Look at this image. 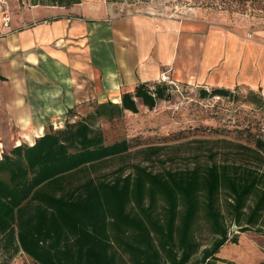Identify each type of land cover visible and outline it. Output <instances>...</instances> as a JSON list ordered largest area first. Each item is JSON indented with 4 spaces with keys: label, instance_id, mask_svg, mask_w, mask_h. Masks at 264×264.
<instances>
[{
    "label": "trees",
    "instance_id": "obj_1",
    "mask_svg": "<svg viewBox=\"0 0 264 264\" xmlns=\"http://www.w3.org/2000/svg\"><path fill=\"white\" fill-rule=\"evenodd\" d=\"M29 1L64 8L82 3ZM176 89L164 82L141 83L132 91L123 90L120 103H84L75 108L87 104L85 116L66 121L64 127L48 126L32 145L22 143L4 152L0 158L4 252L13 257L23 252L35 264H217L223 246L239 243L225 222L223 201L241 233L262 234V136L246 142L223 140L228 154L221 162L212 158L207 164L158 173L138 163L119 167L113 179L99 175L133 149L126 139L109 143L100 122L138 114L140 105L153 110ZM201 95L229 97L231 92L203 88ZM167 147L146 146L136 153L152 161ZM202 215L215 238L205 248L197 236Z\"/></svg>",
    "mask_w": 264,
    "mask_h": 264
},
{
    "label": "crops",
    "instance_id": "obj_2",
    "mask_svg": "<svg viewBox=\"0 0 264 264\" xmlns=\"http://www.w3.org/2000/svg\"><path fill=\"white\" fill-rule=\"evenodd\" d=\"M10 4L0 10V158L43 136L47 116L113 95L121 102L123 88L158 83L168 70L181 85L264 89V29H229L214 18L101 19L109 8L84 0L70 8ZM11 10L23 15L14 20ZM37 10L50 15L26 19ZM232 246L217 264H229Z\"/></svg>",
    "mask_w": 264,
    "mask_h": 264
},
{
    "label": "rangeland",
    "instance_id": "obj_3",
    "mask_svg": "<svg viewBox=\"0 0 264 264\" xmlns=\"http://www.w3.org/2000/svg\"><path fill=\"white\" fill-rule=\"evenodd\" d=\"M11 1L4 4L0 0V10L9 11ZM91 4H100L109 8L110 14L101 19H116L144 15L152 18H165L177 21L214 18L219 24L229 29L253 31L264 29V0H84ZM20 7H30L29 0H20ZM15 20L22 16L20 11L11 10ZM45 10L28 12L26 19L46 17ZM9 15L6 14L5 17ZM10 18V16H9ZM88 19L97 20L93 16ZM42 19V18H41ZM34 20V19H33ZM169 71V70H168ZM170 72V71H169ZM170 74V73H169ZM163 75V74H162ZM171 76V75H170ZM162 81V76L161 80ZM170 93L166 100L158 101L155 109L150 110L140 105L138 114L127 113L112 122L101 121L100 126L109 143L126 139L132 143V153L125 159L107 164L99 175L114 178V172L121 166L141 163L153 172L164 170H183L192 168L197 163L221 162L228 154L223 140L246 142L254 136L264 138V99L259 89L230 90L229 97L209 96L203 98V88L196 85H181ZM123 90H127L123 88ZM122 90V91H123ZM207 90V89H205ZM211 91V89H208ZM109 97V96H107ZM115 103L119 98L111 96ZM93 102H96L94 100ZM120 102V101H119ZM90 108H75L68 114L62 111L58 115L46 117V124L54 128L64 127L66 121H75L85 116ZM22 142V141H20ZM169 146L152 161H145L144 156L136 153L146 146ZM131 172L128 169L127 174ZM225 196L222 195V200ZM223 203L225 222L230 235L237 234L239 243L230 249L229 264H264V219L262 234L255 232L241 233L232 223L228 205ZM197 236L203 248L211 245L215 239L203 215L197 226ZM0 264H35L31 258L20 252L16 256L8 255L0 247Z\"/></svg>",
    "mask_w": 264,
    "mask_h": 264
},
{
    "label": "built area",
    "instance_id": "obj_4",
    "mask_svg": "<svg viewBox=\"0 0 264 264\" xmlns=\"http://www.w3.org/2000/svg\"><path fill=\"white\" fill-rule=\"evenodd\" d=\"M1 2L4 3V4H7V0H1ZM9 22H10L9 16L5 17V19H4L5 26H8ZM169 73H170L169 71H166V72L163 73V75H162V81L161 82L167 83L169 85H173L177 89H179L178 84L172 79V77L170 76ZM261 90H262L261 91V96L264 99V89H261Z\"/></svg>",
    "mask_w": 264,
    "mask_h": 264
},
{
    "label": "bare ground",
    "instance_id": "obj_5",
    "mask_svg": "<svg viewBox=\"0 0 264 264\" xmlns=\"http://www.w3.org/2000/svg\"><path fill=\"white\" fill-rule=\"evenodd\" d=\"M36 8V7H35Z\"/></svg>",
    "mask_w": 264,
    "mask_h": 264
}]
</instances>
